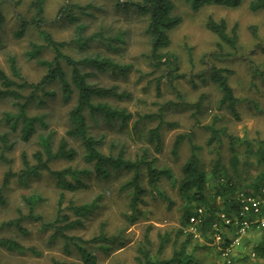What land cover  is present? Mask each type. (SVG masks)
I'll return each mask as SVG.
<instances>
[{
  "label": "rangeland",
  "instance_id": "1",
  "mask_svg": "<svg viewBox=\"0 0 264 264\" xmlns=\"http://www.w3.org/2000/svg\"><path fill=\"white\" fill-rule=\"evenodd\" d=\"M34 1L18 0L15 4L10 0H0V13L3 16L0 27V67L9 74L7 58L14 56L21 74L29 82L38 81L46 70L28 55L33 43H43L37 28L28 24L21 34L18 30L20 19L30 20L35 14L32 5ZM172 2V13L180 17V22L167 31L170 42L161 52L174 59L178 68L175 74H184L185 77L175 78L172 86L161 77L159 93L156 89V78L162 74V69H154L148 63L146 55L150 51V40L144 32L145 21L134 11L118 9V0H43L42 29L57 41L71 43V39L77 36V26L81 24L85 27L79 33L81 38L100 32V39L91 42L85 52H80L75 43L67 44L63 48L65 53L76 58L81 54L99 53L132 66L125 76L96 74L88 78V81L97 85H117L119 92L129 94L123 100L109 101L117 108H125L131 113L126 126H122L119 119H115L113 125L101 120H90L91 133L96 138L102 137L104 153L116 155L119 150L124 149L126 156L134 159L141 153V147L148 144L145 139L147 130L158 123V119H145L140 116L145 113H159L161 105L167 101H182L184 104L169 105L163 111L161 151L155 152L150 145L151 156L157 157L156 166L170 170L173 177L178 176L190 153V142L187 138L183 139L176 155L172 153V146L178 135L191 132V142L199 147L198 154L207 169L212 167L217 156L223 166L229 167L232 154L237 153L241 164L239 171L232 174L240 180L247 174H254L262 169L259 166V170H256L257 162L251 152L264 147V11H251L250 0H243L236 8L216 5L208 0ZM193 2H197L196 7ZM64 11L75 19H69ZM209 17L225 20L229 34L235 27L237 42L233 47L221 42L207 29L205 23ZM52 56L50 48H43L37 58L50 60ZM213 66L227 70L224 73L234 96L238 98L236 111L239 118L229 113L224 105H220L221 93L209 79ZM86 71L92 69L87 67ZM46 89L53 91L54 95L43 96L42 101L33 102L27 109L29 116L42 118L45 125L43 122H36V130L27 140L20 136V124L13 130L0 125V130L8 133L11 143L10 149L3 152V157L0 148V189L5 172H16L22 167V152L31 159L38 149L39 134L52 131L54 148L64 135L67 113L74 102L75 94L70 101L63 102L59 84H48ZM201 97L200 109L196 112V108L189 104L197 102ZM15 110L9 100L0 101V115ZM214 117L216 127L225 128L234 137L233 146L236 151L230 149V140L226 136H221L214 144L207 145L209 130L207 132L203 126ZM70 146L77 150L75 158L70 161L64 158L53 160L50 163L52 169L90 167L81 159L82 148L78 142L70 141ZM130 176L131 172H113L108 179L98 181L94 173L90 177L82 174L80 179L87 187L64 192L65 199L62 201L61 210L62 214L68 216L67 220L75 219L71 209L66 208L70 202L79 205L102 195L100 205L82 221L81 226L65 231L67 235L86 240L99 235L100 231L107 238L111 237V241L87 244L88 252L95 256L93 264H136V247L148 225L152 226L148 237L152 243L150 248L153 254L159 242L158 233L163 234L178 225L181 200L172 181L164 176L159 179L155 192H148L142 197L145 201L140 205L143 209L142 215L133 223L126 219V214L129 213V197L120 192V186ZM142 185L148 187L146 177L143 178ZM59 191L55 179L45 171L26 182L19 181L17 177L11 178L1 190L4 203H0V223L17 218L18 209L26 215L28 205L25 200L31 195L39 196L35 213L40 214L45 222H53L57 214ZM54 232V228H42L39 222L27 218L21 220L20 228H0V239L15 241L23 247V250L9 249L0 244V264H84L75 246L69 243L65 248L63 238L60 235L53 237ZM209 238L211 239L210 236ZM192 239L201 246L206 245V248L202 247L195 252V264H220L219 249L212 241L201 235ZM257 239V234L248 236L235 248L233 254L240 259V264H244L241 260L244 256H248L245 264H260L250 256L253 243ZM171 250L170 242L161 254L162 259L168 258Z\"/></svg>",
  "mask_w": 264,
  "mask_h": 264
},
{
  "label": "trees",
  "instance_id": "2",
  "mask_svg": "<svg viewBox=\"0 0 264 264\" xmlns=\"http://www.w3.org/2000/svg\"><path fill=\"white\" fill-rule=\"evenodd\" d=\"M10 1H13L15 4L18 3V0ZM208 1L227 8H236L243 0ZM42 2L43 0H35L33 2L35 14L31 16L30 20L20 19L21 24L18 30L19 34H21L28 24H33L39 31L43 43H33L28 55L34 58L38 64L45 67V73L38 81L29 82L21 74L15 57L8 56L9 74L0 67V101L9 100L16 110L3 112L0 115V125L7 126L13 130L20 124V136L24 140H27L36 130V122H43V119L38 116H29L27 109L33 102L42 101L43 96L50 97L54 95L53 91L46 89L48 84H59L61 90L60 97L63 102L70 101L73 94H75V99L67 113V128L64 135L59 139L57 146L53 147L52 131L39 134L37 136L38 149L32 154L31 159L28 158L25 152H22V167L16 172L11 170L5 172L2 188L6 187L9 180L13 177H17L21 182H26L31 177H37L41 172L45 171L55 179L56 187L60 190L57 214L53 222H45L40 214L35 213V205L39 200V196L31 195L25 200L28 205V213L26 215L22 214L21 209H18L19 216L1 222L0 228L6 226L20 228L21 220L26 218L39 222L42 228H54L55 232L52 236L60 235L65 241V248L69 243H72L84 264H93L95 256L88 252L87 244L95 241H111V237L107 238L100 231L99 235L86 240L67 235L65 231L81 226L83 224L82 221L91 215L93 210L100 205L102 195H98L90 202L79 205L70 202L66 208L71 209L75 219L67 220L68 216L62 214L61 210L62 201L65 199L64 192L86 188L87 185L80 179V175L82 174L90 177L94 173L96 179L101 181L108 179L113 172H131V176L121 184L120 192L126 193L129 197V213L126 214V219L133 223L143 213L140 205L144 204L145 201L142 197L148 192H155L159 179L164 176L172 181V185L176 187L181 200L178 225L163 234L158 233L159 242L154 254L151 252L150 247L152 243L148 237V232L152 226L148 225L141 241L136 247V264H195V252L202 247L206 248V245L201 246L198 241L192 239L193 236L189 232L184 230L189 218L195 216L200 219V235L211 241L212 239L209 238L211 225L218 217V212L224 211L229 213L235 209L237 207L235 201L237 194L256 193L264 187V147L251 152V156H254L257 162L256 170H259V166L262 169L254 174H247L239 180V178H236L232 174L239 171L241 164L237 153L232 154L229 167L223 166L220 158L217 156L213 161L212 167L207 169L198 154L199 147L191 142L192 133L180 134L173 143L172 153L174 155L177 154L179 145L185 138L190 142V153L181 166L179 175L173 177L170 170L156 166L157 157L151 156L150 153V145H152L155 152L161 151V126L163 124L162 116L164 109L169 105L180 106L184 104L182 101H167L161 105L159 113H145L140 116V118L145 119H158V123L147 130L145 139L146 144H148L141 147L139 155H136L134 159H130L126 156L124 149L119 150L116 155L104 153L102 151V137L96 138L91 133L90 120L94 122L101 120L113 125L115 119H119L121 125L126 126L131 113L127 112L125 108H117L109 101L123 100L129 97V94L119 92L117 85H97L88 81V78L96 74H107L112 77L125 76L132 66L128 63H119L109 57L101 56L99 53L93 55L81 54L79 58L65 53L63 48L71 43L77 44L80 52H85L90 47L91 42L100 39L101 33L94 32L81 38V34L79 33L85 27L79 24L77 26V36L71 39V43L55 40L50 33L42 29V21L44 19ZM193 4L194 7L197 6V2H193ZM173 6L172 0H128L123 2L118 0V3H116L118 9L122 11H134L137 16L145 21L144 32L150 40V51L146 55L148 63L154 69H162V74L156 78L158 93L161 77L165 78L171 86L178 76L185 77L184 74H175L178 68L174 59L170 58L168 54L161 52L170 42L167 31L180 22V17L172 13ZM249 9L251 11H264V0H250ZM64 12H66L65 15L69 19H75L74 16H69L67 11ZM2 23L3 16L0 13V27ZM205 25L221 42L232 47L236 44L237 35L235 27L232 29V33L229 34L225 20H215L213 17H209ZM43 48H50L52 50L53 56L50 60L37 58ZM87 67L91 68L92 71H86ZM225 71L227 70L213 66L209 73V79L221 93L220 105H224L229 113L239 118L236 111L238 98L234 96L228 77L224 73ZM201 99L202 97L197 102L189 104L196 108V112L200 109ZM215 124L216 118L214 117L211 122L203 126L206 131L209 130L207 145L214 144L221 136H226L230 140L228 142L231 147L230 149L235 150L233 146L234 137L228 134L225 128L216 127ZM70 141L78 142L82 148L81 159L90 167L52 169L50 163L53 160L64 158L70 161L75 158L77 150L70 146ZM10 147L11 143L9 142L8 133L0 130L1 157L4 156L3 152L9 150ZM144 177H146L148 187L142 185ZM2 188L0 189V203L3 204ZM219 200L221 203H218ZM198 209H201V212H198ZM261 211L264 213V202L261 206ZM61 222H64V224ZM253 229L255 228L253 227ZM258 231L259 239L253 244L252 251L255 253L257 260L264 261V230L260 229ZM170 242L172 248L171 255L168 258L162 259L161 254ZM0 244L9 249L23 250L20 244L9 239H0ZM190 246L191 252H189ZM104 249H107V247ZM247 257L244 256V259H241L242 262H245Z\"/></svg>",
  "mask_w": 264,
  "mask_h": 264
},
{
  "label": "built area",
  "instance_id": "3",
  "mask_svg": "<svg viewBox=\"0 0 264 264\" xmlns=\"http://www.w3.org/2000/svg\"><path fill=\"white\" fill-rule=\"evenodd\" d=\"M237 207L229 213L220 211L211 225V241L219 249L220 264H240V259L233 254L235 248L241 245L242 238L254 228L264 230V213L261 206L264 202V187L259 192L239 193L235 196ZM201 212V209H198ZM200 219L191 216L184 227L193 238L200 236ZM232 229V231H231ZM229 230L230 232H227ZM250 256L257 259L251 250ZM260 264L264 261L258 260Z\"/></svg>",
  "mask_w": 264,
  "mask_h": 264
},
{
  "label": "crops",
  "instance_id": "4",
  "mask_svg": "<svg viewBox=\"0 0 264 264\" xmlns=\"http://www.w3.org/2000/svg\"><path fill=\"white\" fill-rule=\"evenodd\" d=\"M258 230H260V229H257V228H255V229H253V230H251L247 235H245L243 238H242V242L243 241H245V239L248 237V236H251V235H253V234H257V236H258V239H259V231ZM231 231H232V229H231ZM258 239H257V241H258ZM256 241V242H257ZM255 243V242H254ZM253 243V244H254ZM244 264H245V262H244Z\"/></svg>",
  "mask_w": 264,
  "mask_h": 264
}]
</instances>
